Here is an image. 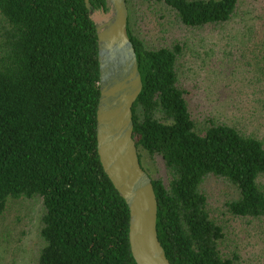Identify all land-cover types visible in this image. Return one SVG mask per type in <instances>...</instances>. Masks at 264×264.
<instances>
[{"label": "trees", "instance_id": "obj_1", "mask_svg": "<svg viewBox=\"0 0 264 264\" xmlns=\"http://www.w3.org/2000/svg\"><path fill=\"white\" fill-rule=\"evenodd\" d=\"M126 2L143 82L133 138L153 180L159 240L172 264H240L239 253L223 249L226 227L212 217L204 187L225 182L234 192L228 214L264 223V83L253 101H229L226 120L200 123L180 82L183 47H151L137 24L158 8L187 29L225 31L241 0ZM91 4L106 11L105 0ZM260 5L239 30L247 56L237 61L264 82ZM99 99L98 37L85 1L0 0V217L11 201L42 202L36 264H137L129 208L98 155Z\"/></svg>", "mask_w": 264, "mask_h": 264}, {"label": "rangeland", "instance_id": "obj_2", "mask_svg": "<svg viewBox=\"0 0 264 264\" xmlns=\"http://www.w3.org/2000/svg\"><path fill=\"white\" fill-rule=\"evenodd\" d=\"M261 3L264 4V0H241L240 12L227 30L215 32L210 29H187L158 8L157 12L142 13L138 30L151 47L176 44L183 47L178 65L180 82L198 122L206 123L208 118L226 120L228 113L225 107L229 101L251 102L255 99L253 92H256L252 89L262 92L261 84L264 82L258 81L261 79L258 72L254 70L246 76L242 63L237 61V58L242 61V54L247 56L242 49L239 30L243 32L251 26ZM261 16L264 17V13ZM244 86H247L246 90H243ZM237 88L242 89L241 95ZM232 91L235 94L230 95ZM247 128L252 130L254 126ZM258 133L264 135L261 129ZM149 166L163 172L158 161L154 164L149 161ZM204 189L212 217L226 227L227 238L223 249L231 255L239 253L240 264H264V223L228 214L226 204L234 192L225 182L211 179ZM43 212V204L38 199L10 202L0 217V264H36L42 246L40 230Z\"/></svg>", "mask_w": 264, "mask_h": 264}, {"label": "water", "instance_id": "obj_3", "mask_svg": "<svg viewBox=\"0 0 264 264\" xmlns=\"http://www.w3.org/2000/svg\"><path fill=\"white\" fill-rule=\"evenodd\" d=\"M98 37L100 99L97 150L101 165L130 211L129 242L137 264H172L157 231L158 201L133 138V107L142 90L137 54L128 33L126 0H105L106 11L84 0Z\"/></svg>", "mask_w": 264, "mask_h": 264}]
</instances>
